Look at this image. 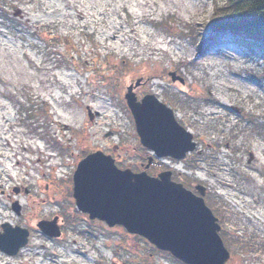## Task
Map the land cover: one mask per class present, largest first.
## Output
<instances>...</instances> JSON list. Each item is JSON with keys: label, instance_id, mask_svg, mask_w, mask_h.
<instances>
[{"label": "rangeland", "instance_id": "rangeland-1", "mask_svg": "<svg viewBox=\"0 0 264 264\" xmlns=\"http://www.w3.org/2000/svg\"><path fill=\"white\" fill-rule=\"evenodd\" d=\"M216 1L0 0V223L29 230V244L0 252L1 264H179L73 212L72 175L87 153L118 145L119 167L141 160L124 98L137 79V99L163 100L198 144L185 171L165 163L176 182L205 186L227 264H264V54L220 41L229 33L208 23ZM86 105L99 113L92 121ZM20 185L29 196L12 191ZM58 214L68 220L60 239L32 230Z\"/></svg>", "mask_w": 264, "mask_h": 264}, {"label": "water", "instance_id": "water-1", "mask_svg": "<svg viewBox=\"0 0 264 264\" xmlns=\"http://www.w3.org/2000/svg\"><path fill=\"white\" fill-rule=\"evenodd\" d=\"M169 74L176 80L173 72ZM139 84L137 79L127 86L124 97L141 145L156 157L181 160L197 146L192 133L154 94H145L138 100L133 89ZM87 118H93L88 107ZM151 159L152 156L146 168ZM194 190L172 180L170 170L152 176L146 169L140 172L120 169L101 150L82 158L73 173L76 206L91 218L104 220L110 226L121 225L185 264H227L230 253L219 235L217 217L205 203V186L194 184ZM12 208L20 213L17 201ZM36 226L49 237L60 235L57 217L41 219ZM1 227L0 250L16 254L27 243L29 231L8 222Z\"/></svg>", "mask_w": 264, "mask_h": 264}, {"label": "trees", "instance_id": "trees-1", "mask_svg": "<svg viewBox=\"0 0 264 264\" xmlns=\"http://www.w3.org/2000/svg\"><path fill=\"white\" fill-rule=\"evenodd\" d=\"M208 23L218 32L254 39L253 43L264 52V0L216 1ZM141 152L144 154L143 149Z\"/></svg>", "mask_w": 264, "mask_h": 264}, {"label": "flooded vegetation", "instance_id": "flooded-vegetation-1", "mask_svg": "<svg viewBox=\"0 0 264 264\" xmlns=\"http://www.w3.org/2000/svg\"><path fill=\"white\" fill-rule=\"evenodd\" d=\"M93 112H96V111H93ZM95 116H98V114H96ZM99 148H96V149H94V150H92V151H95V150H98ZM100 150H102V151H104L105 153H107V154H110L113 158H114V160H115V163L118 165H120V159L122 158V153H120L119 152V147H118V145H112V152L111 153H108L106 150H104V149H101L100 148ZM91 152V151H90ZM140 152V151H139ZM141 157L142 158H144L145 157V155L144 156H142L141 155ZM141 158V160L138 162V164H137V168L136 169H134V168H132V167H130V166H124V167H130L132 170H134V171H140V170H142L144 167H145V164H146V162L143 160ZM151 168V164L149 165V167H148V169H150ZM21 187L19 188V191L21 192V191H23V185H20ZM14 189H18V187H16V186H14L13 188H12V191L15 193V191H14ZM49 189H50V187H49V185L48 184H46L45 185V190H47V194H48V192H49ZM30 195V192L28 193V196ZM48 197H49V194H48ZM74 212H76V214H77V216L80 218V217H82L84 220H85V227H89L90 225H94V223H100V224H103L104 226H106L107 228H113V227H110V226H108L104 221H102V220H99V219H95V218H93V219H91V218H89L88 217V214L87 213H84V212H81V211H79V210H77V209H75V211ZM58 216V220H57V223L59 224V230H61V235H62V233H63V230H67L66 229V227H64L65 226V223L66 222H68V220L67 219H65L66 217L64 216V215H62V214H60V215H57ZM71 220V219H70ZM102 225V226H103ZM0 230H1V225H0ZM31 230V229H30ZM86 231H89V233H81L82 235L84 234V236H86L87 238L88 237H90L91 238V232H90V230H85V232ZM81 232V231H80ZM83 232V231H82ZM124 233H125V235L126 236H128V237H132V238H138V239H141L142 240V243L141 244H143V246H145V247H147L148 246V248H150L151 250L150 251H148L147 252V256L148 257H151V256H153L154 254H155V252H153V251H160V250H158L157 248H155V246L154 245H152V244H150L149 242H147L144 238H142V237H140L139 235H136V234H131V233H129V232H127L125 229H124ZM137 244H139V243H137ZM85 248V247H84ZM86 250H88V251H90V249H87V248H85ZM161 252H164V251H161ZM167 254H169L168 252H166ZM170 255V254H169ZM170 257H171V255H170ZM173 258V257H172ZM177 262V261H176ZM179 263V262H178ZM179 264H181V263H179Z\"/></svg>", "mask_w": 264, "mask_h": 264}, {"label": "bare ground", "instance_id": "bare-ground-1", "mask_svg": "<svg viewBox=\"0 0 264 264\" xmlns=\"http://www.w3.org/2000/svg\"><path fill=\"white\" fill-rule=\"evenodd\" d=\"M177 168L182 170L183 169V164L182 163L177 164Z\"/></svg>", "mask_w": 264, "mask_h": 264}]
</instances>
